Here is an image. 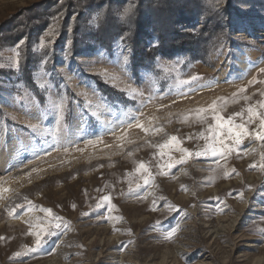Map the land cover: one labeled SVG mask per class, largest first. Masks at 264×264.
I'll return each instance as SVG.
<instances>
[{"label": "rangeland", "instance_id": "rangeland-1", "mask_svg": "<svg viewBox=\"0 0 264 264\" xmlns=\"http://www.w3.org/2000/svg\"><path fill=\"white\" fill-rule=\"evenodd\" d=\"M73 1L0 0V29L11 17L15 27H33L31 49L37 61L31 76L45 97L41 107L18 68L11 67L23 39L4 45L6 37L0 33V189H9L0 198V264H264V235L259 231L264 229V142L245 139L242 151L233 152L226 162L210 152L193 154L171 169L166 167L168 156L161 157L156 147L174 135L190 152H203L207 143L201 133H210L207 123L194 119L196 109L216 101L222 116L243 109L246 119L247 104L262 99L264 18L258 9L236 6L241 15L226 27L229 39L206 62L185 66L183 56L157 58L154 69L135 73L125 39L117 38L109 48L94 44L91 31L98 11L90 8L89 0H80L82 6L90 4L79 19L87 28L79 37L80 51L70 50L71 37L61 39L58 30L66 4ZM193 25H201V19ZM80 33L78 28L74 36ZM94 76L122 92L128 102L103 94ZM193 76L198 79L193 81ZM240 88L245 91L234 99ZM61 101L65 116L69 110L66 131L43 137L39 147L49 151L37 159L29 126L54 129L56 113L50 106ZM129 115L138 116L149 131L135 122L128 128ZM208 116L211 121L212 113ZM121 120L123 127H115L114 134L109 131ZM258 123L249 128L259 130ZM90 139L96 142L86 144ZM171 156L179 159L180 153ZM140 163L152 173L149 184L137 171ZM104 195L116 206L111 212L107 205L97 207ZM16 205L25 207L8 215ZM43 208L64 217L68 227L27 254L25 247H35L29 222L35 230L46 215ZM173 227L177 230L168 238ZM16 252L25 254L14 257Z\"/></svg>", "mask_w": 264, "mask_h": 264}, {"label": "trees", "instance_id": "trees-1", "mask_svg": "<svg viewBox=\"0 0 264 264\" xmlns=\"http://www.w3.org/2000/svg\"><path fill=\"white\" fill-rule=\"evenodd\" d=\"M89 1L90 8L98 11L96 27L91 31L94 44L109 48L117 38L125 39L131 49V64L135 73L141 68L154 69L157 58L171 60L183 56L185 66L196 61L206 62L217 45L229 39L225 29L232 19L241 15L236 7L240 3L247 7H256L264 18V0H220L216 4L213 0ZM90 4L82 6L80 0H77L71 6H65L58 33L61 39L71 37L70 50L73 53L80 51L79 37L87 28L85 22L83 26L79 25V19L83 10ZM125 7L131 9L127 14L124 12ZM71 15L76 19L70 20ZM197 18L201 19V25L194 26L193 22ZM13 23L14 18L11 17L0 29V33L6 37L4 45L23 39L18 71L25 88L42 107L45 105L44 92L33 82L31 76L37 61V55L31 49L33 39H36V36H33V27L28 24H24L22 28L15 27L16 24ZM182 24L191 28L182 29ZM77 27L81 33L76 37L74 34ZM151 38L156 40L155 44L149 43ZM94 79L98 89L110 99L121 103L128 102L122 92L104 83L97 76H94ZM65 119L69 120V110Z\"/></svg>", "mask_w": 264, "mask_h": 264}, {"label": "snow or ice", "instance_id": "snow-or-ice-1", "mask_svg": "<svg viewBox=\"0 0 264 264\" xmlns=\"http://www.w3.org/2000/svg\"><path fill=\"white\" fill-rule=\"evenodd\" d=\"M130 7H125L124 12L127 14L130 11ZM59 17H53V20L58 19ZM54 35L53 31L48 32V36L52 37ZM123 39V38H121ZM24 41H20L17 45V49L20 45H22ZM43 43V40L41 41ZM20 57L21 53L17 50L15 53V59L11 65L13 68H18L20 64ZM125 62H127L128 57L124 56ZM260 72H264V68L260 69ZM198 77L193 76L192 80H197ZM255 80V77L253 78V81ZM253 81H250L249 83H252ZM183 83L187 84L189 81H183ZM133 93L136 91L135 89L132 90ZM245 91L244 88H240L238 90V93H233V98L235 99L238 94H242ZM132 96L133 99H135V96L131 93L129 94ZM261 100L256 101L253 103H248L246 108V119H245V110H241L240 112L233 113L230 116L224 117L220 114V109L217 107V102L214 101L211 105H209L207 108H198L195 110L194 119H196L199 123H207L208 125V131L210 133L209 136H204L203 133H201V136L205 139L207 143V147L203 152H190L189 149L182 147L181 140L178 139L177 136H171L169 139L165 140L164 143L156 145V147L160 150L161 157L168 156V162L166 163V167L168 169H171L176 164H181L187 160V158L191 155H195L197 157L201 155H207L210 154L213 157H218L219 159L227 161L228 156H230L233 152H237L239 154L241 149V145L244 142L245 139H255L257 141L264 142V92H261ZM243 100L246 102L250 100V97L248 96H241ZM224 99V98H221ZM51 109L55 111L56 113V119H55V128H46L43 126H37V125H30L33 129L34 136L36 138L37 146L34 148V156L39 159L41 152H44L45 154L48 153L49 149H44L39 147V142L43 137H46L47 135L51 134L54 137L59 136L62 132L66 131L67 125L64 123L65 120V105L63 101L60 103L52 104ZM212 113V120H209L208 114ZM239 117L240 121L239 123L236 122L235 118ZM184 120L187 121L189 117L185 115ZM128 124L127 127L131 128L133 126V122H135V126L138 128H142L145 131H149L148 128H145V126L140 123L138 116H132L129 115L127 117ZM214 121V123L212 122ZM258 121V129H250L249 125L255 123ZM125 121L121 120L117 125H115L113 128H109V131L115 132V127H123ZM156 131H162V129L157 128ZM39 135H36V134ZM120 139H123V137H119ZM191 138V137H190ZM96 140H99V137L96 138ZM96 140H87L85 141L86 144H94ZM210 140V142H208ZM57 144L60 143L59 140L56 142ZM51 147V146H50ZM82 150V149H78ZM65 152H68V148H64ZM172 152H179L180 158L176 159L175 157L171 156ZM217 163H219V160H217ZM250 167H255V165H251ZM262 169H264V165L261 166ZM137 171L141 172L143 175V181L144 184H149L152 180V173L149 171L147 167H145L144 163H140ZM234 171V170H233ZM226 175L228 173H225ZM140 185H137L139 187ZM251 187V186H249ZM9 189H0V198H2V195L4 192H8ZM19 195V194H15ZM231 195V193H229ZM240 197L243 198L242 193H240ZM9 200H12L13 197L9 196ZM155 203V202H154ZM103 205H107L108 211L111 212L116 206L112 203V199L110 195H104L100 198L99 203L97 204V207H102ZM7 207V206H6ZM17 207H25L24 205H16L8 210V215H13V213L16 211ZM73 209L76 208V205L73 204L71 206ZM27 208L31 210L32 208V202L28 201ZM169 211L174 210V206L168 205ZM222 210V209H221ZM42 211L46 213V215L39 220V225L35 230L32 229L31 222H29L30 230L29 234L34 236L35 238V247L33 248H27L25 247V253L27 254H34L37 249L41 247V245L47 240L49 236H57L58 231L64 227L65 230L68 227V222L65 220L64 217L56 214L53 212L51 208H43ZM87 214V213H85ZM111 216L106 217V219H111ZM161 222L157 221V225H159ZM176 228H171L170 231L167 232V237L171 238L173 233L176 232ZM260 234L264 235V229H260ZM63 234V233H60ZM0 239H4L3 237H0ZM25 253L22 252H16L13 254L14 257H20L24 255Z\"/></svg>", "mask_w": 264, "mask_h": 264}]
</instances>
